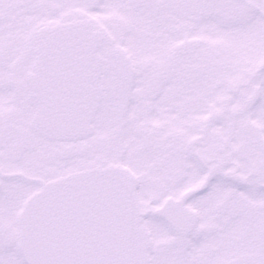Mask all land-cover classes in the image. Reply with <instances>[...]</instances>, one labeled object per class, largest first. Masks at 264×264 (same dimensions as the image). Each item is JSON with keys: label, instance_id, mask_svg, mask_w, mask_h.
Masks as SVG:
<instances>
[{"label": "snow or ice", "instance_id": "obj_1", "mask_svg": "<svg viewBox=\"0 0 264 264\" xmlns=\"http://www.w3.org/2000/svg\"><path fill=\"white\" fill-rule=\"evenodd\" d=\"M0 264H264V0H0Z\"/></svg>", "mask_w": 264, "mask_h": 264}]
</instances>
